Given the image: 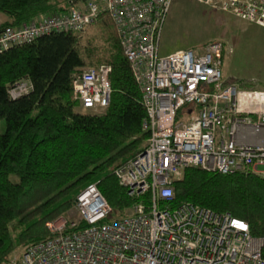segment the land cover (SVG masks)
<instances>
[{
    "label": "built area",
    "instance_id": "obj_1",
    "mask_svg": "<svg viewBox=\"0 0 264 264\" xmlns=\"http://www.w3.org/2000/svg\"><path fill=\"white\" fill-rule=\"evenodd\" d=\"M194 1L264 29V0ZM172 2L81 0L64 14L0 31L2 52L52 33H82L108 15L141 93L148 132L143 151L115 171L127 195L139 200L127 215L104 222L111 207L96 183L88 184L75 197L76 218L66 213L49 221L51 238L1 264H264V239L252 238L245 221L192 203L159 206L173 199L174 182L189 168L264 179V90L224 86L220 42L159 56ZM71 87L80 110L102 113L111 101L110 68L86 69ZM31 90L24 79L7 94L17 100Z\"/></svg>",
    "mask_w": 264,
    "mask_h": 264
},
{
    "label": "trees",
    "instance_id": "obj_2",
    "mask_svg": "<svg viewBox=\"0 0 264 264\" xmlns=\"http://www.w3.org/2000/svg\"><path fill=\"white\" fill-rule=\"evenodd\" d=\"M80 2L0 0L7 18L0 31L64 14ZM100 66L110 68L109 107L99 114L76 112L73 79ZM24 79L31 92L11 100L7 89ZM145 119L141 93L106 14L82 33H52L0 52V120L6 126L0 134V264L16 248L51 238L46 223L69 212L88 184L96 183L111 207L104 222L127 215L139 200L127 195L115 171L143 151ZM173 187V199L161 201V209L192 203L229 213L248 224L252 238L264 239L263 178L189 168Z\"/></svg>",
    "mask_w": 264,
    "mask_h": 264
},
{
    "label": "rangeland",
    "instance_id": "obj_3",
    "mask_svg": "<svg viewBox=\"0 0 264 264\" xmlns=\"http://www.w3.org/2000/svg\"><path fill=\"white\" fill-rule=\"evenodd\" d=\"M6 20L0 13V25ZM210 42L224 45L220 66L224 86L264 90V29L194 0H173L158 42L159 56ZM75 111L80 112L78 103ZM5 130V121L0 120V134ZM67 214L76 218L73 208Z\"/></svg>",
    "mask_w": 264,
    "mask_h": 264
},
{
    "label": "crops",
    "instance_id": "obj_4",
    "mask_svg": "<svg viewBox=\"0 0 264 264\" xmlns=\"http://www.w3.org/2000/svg\"><path fill=\"white\" fill-rule=\"evenodd\" d=\"M79 6H80V5H79ZM79 6H78V7H79ZM6 21H7V20H6ZM6 21H5V22H6ZM257 141H258V139L256 140V142H257Z\"/></svg>",
    "mask_w": 264,
    "mask_h": 264
}]
</instances>
